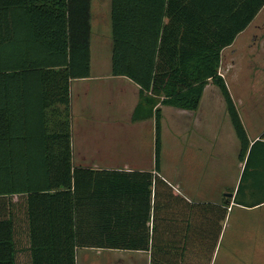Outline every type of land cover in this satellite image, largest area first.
<instances>
[{"label":"trees","instance_id":"obj_1","mask_svg":"<svg viewBox=\"0 0 264 264\" xmlns=\"http://www.w3.org/2000/svg\"><path fill=\"white\" fill-rule=\"evenodd\" d=\"M90 1L0 0V264H18L22 252L29 264H76L79 248L150 251V264H172V224L203 213L222 222L230 199L192 205L159 177L158 107L196 111L208 84L224 101L239 160L248 152L234 203H264V187L254 186L261 173L249 171L264 132L249 148L219 74L222 50L264 0H111V73L139 88L133 119H155L154 173L72 165L69 87L90 75ZM24 194L22 238L7 203ZM40 199L45 206L36 205ZM97 222L109 230L89 229Z\"/></svg>","mask_w":264,"mask_h":264},{"label":"crops","instance_id":"obj_2","mask_svg":"<svg viewBox=\"0 0 264 264\" xmlns=\"http://www.w3.org/2000/svg\"><path fill=\"white\" fill-rule=\"evenodd\" d=\"M110 4L111 0L90 1V75L70 82L72 165L95 172L154 173L155 119L153 116L133 119L139 88L129 79L114 77L111 73ZM261 28H264V5L233 43L222 50L221 57L224 50L241 44L253 29ZM254 37L249 47L255 43ZM102 45L106 46V57L101 52ZM94 46H98L95 49L100 52L92 63ZM236 71L234 81L238 86L239 70ZM231 98L251 148L264 132V109H257V105L251 102L238 105L234 97ZM158 108L161 110L159 177L192 205L222 206L230 199L217 238L216 256L210 261L209 249L207 252V248L201 249L203 254L200 257L193 247L195 238L199 246H204L203 240L209 237L211 228L216 227L215 214L203 213L195 218L192 214L184 215L181 225L172 224V264H264V228L242 231L239 223L241 218L256 221L255 211L264 208V203L254 207L234 203L248 152L240 161L239 142L218 89L208 84L198 109L193 112L166 106ZM251 155L249 171L261 173L254 186L264 187V143L257 144ZM246 185L251 186L249 182ZM228 194L232 196L228 197ZM27 201L26 194L13 195L7 203V217L14 222V234L22 238L27 230ZM36 205L45 206L46 201L40 199ZM235 208L238 212L232 215ZM258 217L260 221L264 220V215L258 214ZM231 220L234 227L227 230L226 225L223 229L225 222ZM146 225L151 234V220ZM89 229L98 232L109 230L106 223L101 222ZM23 243L25 245V240ZM242 243L245 244L243 248ZM81 251L82 257L79 256ZM104 255L105 261H100L99 257ZM18 261V264H29L26 252L19 253ZM76 264H150V251L79 248L76 250Z\"/></svg>","mask_w":264,"mask_h":264},{"label":"rangeland","instance_id":"obj_3","mask_svg":"<svg viewBox=\"0 0 264 264\" xmlns=\"http://www.w3.org/2000/svg\"><path fill=\"white\" fill-rule=\"evenodd\" d=\"M253 36H255V43L252 44L251 47H249V44L253 42L251 41ZM263 37L264 28L253 29L250 35H248V37L243 40L241 44H235L234 46L224 50V52L222 53L220 66L221 75L226 82L228 90H230L231 97H234V100L237 102V104L239 105L241 102H251L257 105V109L259 107V109L261 108V110L264 109V44L261 41ZM97 47L94 46V50L92 49V63L97 60L95 59L96 57H99L98 53L100 51L97 52V50L95 49ZM101 47L103 49L101 50V52L103 56L106 57V46L102 45ZM107 55L109 56L108 49ZM235 70H237L236 72H238L239 70L238 77L240 78V84L238 86L236 85L237 83H235L234 81V78L236 76ZM227 71L230 72L228 73V75ZM173 159L174 158L172 157V160ZM237 212L238 210L235 208L232 215H234V213L236 214ZM255 213H257L256 221L255 219L253 220L249 218H241L239 223L242 231L247 230L249 228H264V220L260 221L258 217V214L259 216L264 215V208L258 209L257 211H255ZM262 222L263 224H261ZM218 224L220 228L218 227ZM222 225L223 224H221V222L216 223V227L214 226L213 228H211V232H209V237H207L205 241L202 239L204 246H202V244L199 246V242L196 243L197 238L193 239V241H195V243H193V247L196 251L198 250V256L202 257L203 252H201V249L205 248H207L206 252L209 249V255L211 257L210 261L212 260L213 256H216V245L218 244L217 238L220 234ZM226 225H228L227 230H231L234 227V225L232 224V220L229 221V223L225 222L223 229L226 228ZM236 227L237 226H235V228ZM198 246L200 248H197ZM244 246L245 244L242 243L241 247L243 248ZM82 254L83 253L81 251L79 253V256L82 257ZM93 255L89 254V256ZM104 257L105 255L103 257H99L100 261H105ZM21 262H23V259L21 260Z\"/></svg>","mask_w":264,"mask_h":264},{"label":"water","instance_id":"obj_4","mask_svg":"<svg viewBox=\"0 0 264 264\" xmlns=\"http://www.w3.org/2000/svg\"><path fill=\"white\" fill-rule=\"evenodd\" d=\"M232 195L231 194H228V197H231Z\"/></svg>","mask_w":264,"mask_h":264}]
</instances>
